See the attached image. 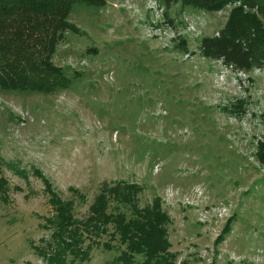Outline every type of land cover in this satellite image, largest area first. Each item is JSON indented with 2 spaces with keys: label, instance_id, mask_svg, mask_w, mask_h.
Returning <instances> with one entry per match:
<instances>
[{
  "label": "rangeland",
  "instance_id": "rangeland-1",
  "mask_svg": "<svg viewBox=\"0 0 264 264\" xmlns=\"http://www.w3.org/2000/svg\"><path fill=\"white\" fill-rule=\"evenodd\" d=\"M147 1L73 6L69 20L81 32L66 31L53 56L68 89L0 88V264H47L33 245L52 233L44 178L72 200L78 219L90 216L106 181L141 185V208L162 197L176 264H264V66L243 70L201 51L240 2L207 12L168 10L159 0L162 15ZM110 243L94 244L83 264H104L125 248L118 236Z\"/></svg>",
  "mask_w": 264,
  "mask_h": 264
},
{
  "label": "trees",
  "instance_id": "trees-1",
  "mask_svg": "<svg viewBox=\"0 0 264 264\" xmlns=\"http://www.w3.org/2000/svg\"><path fill=\"white\" fill-rule=\"evenodd\" d=\"M160 1L168 10L180 4L183 8L207 12H218L240 2L231 10L219 36L203 38L201 51L206 57L223 58L227 65L243 70L264 66V0ZM77 3L103 7L107 0H0L2 90L51 94L71 86V78L54 62L53 56L66 31L81 32L69 20ZM179 46L187 50L185 41ZM233 108L240 113L244 111L242 103L233 104ZM257 157L264 164V138L259 142ZM44 179L54 208V213L45 218L44 227L51 228L52 233L50 239H43L45 244L33 245L47 264H83L91 259L94 244L112 249L110 241L116 236L125 248L104 264H176L178 254L169 250L172 243L166 228L171 218L163 209L162 197L156 196L151 205L141 208L137 203L141 185L123 180L106 181L91 206L90 216L78 219L73 213L72 200L62 199L50 181ZM3 187L1 181L0 188ZM70 189L80 194L79 189ZM111 201L116 203L117 211L110 209ZM119 205L128 207L129 217ZM232 220L227 222L216 243H221L230 232ZM106 234H110V239L101 241ZM137 255H143L144 259L138 262Z\"/></svg>",
  "mask_w": 264,
  "mask_h": 264
},
{
  "label": "built area",
  "instance_id": "built-area-1",
  "mask_svg": "<svg viewBox=\"0 0 264 264\" xmlns=\"http://www.w3.org/2000/svg\"><path fill=\"white\" fill-rule=\"evenodd\" d=\"M149 1V2H148ZM147 8L149 11H154V13H162L164 15L165 6L161 4L159 0H148ZM125 6V5H124ZM131 9L135 8V5L130 6ZM72 66H75V64L71 63Z\"/></svg>",
  "mask_w": 264,
  "mask_h": 264
}]
</instances>
